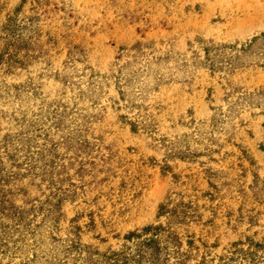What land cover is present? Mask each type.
<instances>
[{
    "label": "rangeland",
    "instance_id": "rangeland-1",
    "mask_svg": "<svg viewBox=\"0 0 264 264\" xmlns=\"http://www.w3.org/2000/svg\"><path fill=\"white\" fill-rule=\"evenodd\" d=\"M0 264H264V0H0Z\"/></svg>",
    "mask_w": 264,
    "mask_h": 264
},
{
    "label": "trees",
    "instance_id": "trees-1",
    "mask_svg": "<svg viewBox=\"0 0 264 264\" xmlns=\"http://www.w3.org/2000/svg\"><path fill=\"white\" fill-rule=\"evenodd\" d=\"M151 227L149 226V227H147L145 230H147V229H150ZM154 229H159L158 227H155ZM143 247H145V248H147V249H149L148 251H146V250H144V249H140L139 251H138V253H137V255H139V256H141L142 258L145 256V255H150V256H148L147 258H153V260L151 259H149V261H151V262H154V260H155V256L154 255H156L159 251H160V248H159V246H158V243H157V241L155 240V239H149V240H147V241H145V242H142V244H141Z\"/></svg>",
    "mask_w": 264,
    "mask_h": 264
}]
</instances>
